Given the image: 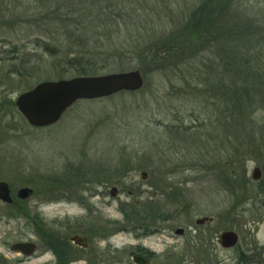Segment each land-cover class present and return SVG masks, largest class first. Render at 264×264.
Listing matches in <instances>:
<instances>
[{
    "label": "rangeland",
    "instance_id": "1",
    "mask_svg": "<svg viewBox=\"0 0 264 264\" xmlns=\"http://www.w3.org/2000/svg\"><path fill=\"white\" fill-rule=\"evenodd\" d=\"M209 1L216 17L205 12ZM201 46L212 58L215 48L238 59L256 52L264 64V0H0V181L13 198L33 189L20 211L0 202V260H13L8 246L25 236L39 249L24 264H135L136 244L156 254L152 264H185L174 227L218 215L213 225L238 235L219 264H264V97L254 92L252 134L215 125L216 97L186 75L188 62L174 63L180 55L163 53ZM105 48H150L151 62L133 54L98 63L96 75L138 70L139 90L78 100L50 126L25 121L19 94L77 76L67 63L74 52Z\"/></svg>",
    "mask_w": 264,
    "mask_h": 264
},
{
    "label": "trees",
    "instance_id": "2",
    "mask_svg": "<svg viewBox=\"0 0 264 264\" xmlns=\"http://www.w3.org/2000/svg\"><path fill=\"white\" fill-rule=\"evenodd\" d=\"M205 6V12L209 14L207 16H210V18L217 16V4L214 5L212 1H209ZM211 22L212 20L209 21L208 25H210ZM212 43L215 45L213 38L210 40L209 44ZM209 47L202 48L201 46L197 50L188 48V52L185 51V48H168L164 49L163 53H171V56L180 55L177 57V60H174V63L180 62L181 65H183L188 62V68H191V71H185L186 75L191 72L192 75H195L204 82L203 91H205L208 97L203 96L207 98L208 101L209 99L211 100L212 97H216L220 105L221 102H224L223 107L219 108V104L216 103V101H211V105L217 115L215 125L222 126L225 131L230 133H233L238 127L240 130H248L247 133L252 134L255 130L251 125V122L253 123L252 113L260 108L259 100L256 98H259L260 95L264 97V93L259 89L264 85V64L261 62L260 54L258 55L256 52L251 56L245 54L241 59H238L237 56L233 58L230 55L223 54L222 48H213L214 58H212L207 54V51L210 50ZM45 49L48 52L50 51L49 48ZM262 49L264 51V48ZM150 53V48L146 49L144 52L138 51L137 48L129 50V52L126 51L125 48H105L98 51L79 50V52H74L73 61L71 62L70 60L67 63L75 67L77 76H88L99 73L98 69H100V66L98 63L100 62L107 63L128 55L140 57L144 56L143 54H147L151 62L154 60V53H151V56H149ZM188 53H190V55ZM181 65L179 67H181ZM179 67H177L178 74L181 70ZM180 75H183V72H181ZM185 77L186 76H182L183 79H185ZM237 101H241V104L238 103L240 109L236 114L235 107ZM243 109L245 112H242ZM222 115L225 117L224 121L221 120ZM240 130L236 133L238 136H235L237 140V154L235 153V156L239 159L243 156V153L239 151L241 150L240 147L242 143V138L239 136L242 132H240ZM246 151L248 153H253V155L258 154L255 149L246 148Z\"/></svg>",
    "mask_w": 264,
    "mask_h": 264
},
{
    "label": "water",
    "instance_id": "3",
    "mask_svg": "<svg viewBox=\"0 0 264 264\" xmlns=\"http://www.w3.org/2000/svg\"><path fill=\"white\" fill-rule=\"evenodd\" d=\"M142 84L143 78L138 70L75 76L55 81L46 80L19 94L14 104L29 125L46 127L58 122L63 113L78 100L108 97L120 91H137ZM145 175L142 172V176L145 177ZM260 176L259 167H254L251 178L258 180ZM116 191V188L112 187L109 194L114 196ZM31 193V188L21 187L17 196L24 199ZM0 200L5 203H10L12 200L9 186L5 181H0ZM205 220L207 218L199 219L197 222L202 223ZM182 232L183 229L179 227L174 234L180 235ZM219 240L224 248H230L236 245L238 235L233 230H224L220 233ZM70 241L82 248L87 247V240L83 235H73ZM34 247L32 243L15 242L10 245L9 250L29 254ZM129 256L135 264H149L150 262L149 258L142 254L130 252Z\"/></svg>",
    "mask_w": 264,
    "mask_h": 264
},
{
    "label": "flooded vegetation",
    "instance_id": "4",
    "mask_svg": "<svg viewBox=\"0 0 264 264\" xmlns=\"http://www.w3.org/2000/svg\"><path fill=\"white\" fill-rule=\"evenodd\" d=\"M25 187H28V186H25ZM9 189H10V195H11V199H12L11 202L5 203V202H2L1 200H0V202L6 204V206H9L16 211H20V209H21L20 203L21 202H25V201L29 200L33 195V189L31 188L32 193L29 197L24 198V199L19 198L17 196V192L20 189L19 188L16 191V194L14 196L15 198H13L11 188L9 187ZM19 201H20V203H18ZM217 217H218V215L195 218L194 224L192 225L191 223H189V225L186 228V231H185V229L180 227L183 229V232L178 236L179 237L185 236V242L182 245L183 252L179 253V256H180L179 258L181 260L185 261L186 262L185 264H219L220 263V259L218 258V256L221 255V252H222L224 247L220 243L219 235L224 230L221 229V227L218 226L216 223H215L216 224L215 226L213 225V221H214V219L216 220ZM202 218H207V220L203 221L202 223H198L197 220L202 219ZM177 228H179V227H174L173 233L175 232V230ZM15 242H28V243H32L35 247H34L33 251L29 254H26L22 251H14L13 253L16 256H15V258H13V260L8 262V264H15V263L24 264L27 260L31 259L32 256H34V254L39 249L38 242L34 241L31 237L23 236V237L15 240L12 243H15ZM10 245L8 246V248L10 247ZM173 245L174 244L172 243V245H170L169 247H173ZM75 246H77V245H75ZM77 247H79V246H77ZM131 252L142 254V255L148 257L150 260L149 264H152L155 257H156V254L154 252L146 249L145 247L141 246L140 244H136L133 247V250H131ZM238 255L239 254H237V256ZM238 259H239V257L237 258V260ZM2 260H5V259H1L0 261H2ZM2 264H6V263L2 261Z\"/></svg>",
    "mask_w": 264,
    "mask_h": 264
}]
</instances>
